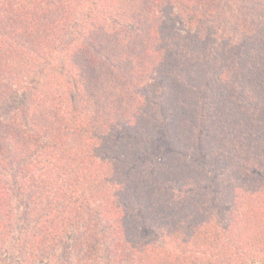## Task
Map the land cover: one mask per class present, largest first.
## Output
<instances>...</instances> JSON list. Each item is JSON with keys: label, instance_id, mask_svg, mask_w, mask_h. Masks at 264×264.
I'll use <instances>...</instances> for the list:
<instances>
[{"label": "trees", "instance_id": "1", "mask_svg": "<svg viewBox=\"0 0 264 264\" xmlns=\"http://www.w3.org/2000/svg\"><path fill=\"white\" fill-rule=\"evenodd\" d=\"M201 69L224 88L214 102L236 86L249 104L243 126L217 108L208 157L206 134L183 136L210 101L186 80ZM262 110L264 0H0V251L98 264L84 251L103 241L106 264H264ZM210 160L228 208L219 189L192 214L194 164ZM125 196L176 251L144 244Z\"/></svg>", "mask_w": 264, "mask_h": 264}, {"label": "rangeland", "instance_id": "2", "mask_svg": "<svg viewBox=\"0 0 264 264\" xmlns=\"http://www.w3.org/2000/svg\"><path fill=\"white\" fill-rule=\"evenodd\" d=\"M211 47H213V44L208 46L207 48L209 49ZM209 64L210 63H208V65ZM54 71H57V70H54ZM175 76H176L175 78L179 77L177 74H175ZM193 76L195 77V80H197V82L199 83L198 87L201 88L200 91L202 92L200 93V96H202L203 98L206 97L207 99L208 98L210 99L209 102L203 103V105L208 106L209 110L207 109V106L205 107V106L195 104L194 105V107L196 108L195 110L201 115V118H199V120L191 121L192 123L191 130L186 131L183 136L186 137V135L187 136L189 135V139L192 138L195 141L197 132L201 131V136L203 134H206V132L210 130V127L208 125L218 118L217 117L218 114L216 113L218 107L220 109L227 108V106L229 109L232 107H235V109H237L235 113H240V115L237 117L236 124L238 126L239 125L243 126V122H244L243 113L248 111L249 104L245 100V97H243V94L240 92V89H238V87L236 86L228 88L224 93L226 97V101H224V103L223 102L217 103V102H214V99L216 98V95L218 92L219 93L223 92L224 88H221V85H218V82L213 72H206V70L201 69V71L193 72L192 74L186 75V80L188 78H193ZM169 77L170 76L168 75L167 78L169 79ZM215 84H217L219 87L217 89L215 88L212 89V87ZM227 98L229 99V101L227 100ZM212 106L216 108H212ZM229 113L231 115L234 114L232 110H230ZM259 117H260V120L258 118L254 126L252 127V130L249 131V134H250V139H251V135H252V138H255V134H256V136L261 139L259 141H261L262 145L264 146V141H262L264 140L263 139L264 138V110L259 111ZM220 128H224V127L221 125ZM207 141L208 139H207V134H206L204 140L202 141L204 145H207L203 147L206 157L213 155L211 147L209 146ZM225 142L226 143L228 142V138H226ZM192 150L193 151L189 152L188 157L194 156L197 154V151L195 148H193ZM263 158L264 156L260 157V159H263ZM208 164L212 168L209 170V167H208L206 170V173L202 172V174H199L198 172L199 171L198 164H194V168H195L193 170L194 174H192V178L190 179L191 182L189 183L190 184L189 188L186 189L187 190L186 195L192 201V204L188 203L187 211H189L192 214H195L193 212L195 209L199 210L200 213H203L202 210L204 207H206V204H208L207 201H210L212 203L211 196L214 195L215 192H217L219 189L222 190L221 192L224 198V204L228 208V203L230 200L228 201L226 197H228V195L230 196V189L228 188L227 186L228 184L226 183L227 174L225 172V169L221 167H215L214 165L215 160H210ZM261 166L264 169V163H262ZM196 167L198 168V170L196 169ZM217 174L220 176H217ZM263 176H264V172H263ZM254 178H256V175H254ZM240 180L242 181V179ZM211 182H213L214 184H212ZM173 185L175 186L179 185V177L174 179ZM209 187H210V190H205V188H209ZM174 192L177 193L178 191L174 189ZM205 196H207V198H205ZM130 199H133V198L129 196L123 197L124 207L126 203L128 205L127 206L128 211H130V214L133 216V218H135V215L137 216L135 221H138L139 227L140 225L148 226L147 236L141 235L142 238L145 237L143 239L144 244L146 245L145 243L146 240L148 241L151 240L154 244H157L160 248L166 249L165 251H163L165 254L168 252L172 253L173 251H176L174 248L175 243L171 240L172 238L162 236L161 233H159L156 230V228H154L151 225V222H152L151 219L145 220V216L142 217L138 215V211L144 206L140 207L138 204H136L134 200H130ZM262 205H264V200H262ZM142 211H144V209H142ZM142 211L140 210L139 213H141ZM259 222L261 226L264 227V217H261ZM224 223H226V221H224ZM18 226H19V223H18ZM99 235L101 238L105 236V234H99ZM254 235H257V234H254ZM263 243H264V236L262 235L261 240H258L257 244L260 245L261 247ZM0 252H3V255L0 256V264H41V263H36V261L35 262H31V261L25 262L27 257H29L31 253L33 254L35 251H0ZM56 252L58 253L60 257L61 251H56ZM79 252L81 253V251ZM84 252H88L91 255L93 254V258L94 257L96 258V262H98V264H106V262L109 261L107 256L110 255L111 252H116V251H107V244L104 243L103 241H100L97 244V246H95V249L93 251H84ZM73 253H76V252L74 251ZM130 253H131L130 260L127 258V255L125 256L123 255V258L120 261V264H130L131 263V261L135 258V251H130ZM59 263L67 264V258L63 256L61 259L60 257Z\"/></svg>", "mask_w": 264, "mask_h": 264}]
</instances>
